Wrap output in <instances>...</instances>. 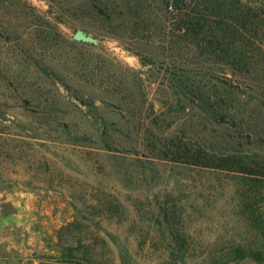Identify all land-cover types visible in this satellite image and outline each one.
<instances>
[{
  "label": "rangeland",
  "instance_id": "374dc122",
  "mask_svg": "<svg viewBox=\"0 0 264 264\" xmlns=\"http://www.w3.org/2000/svg\"><path fill=\"white\" fill-rule=\"evenodd\" d=\"M190 1L0 0V264H264V0Z\"/></svg>",
  "mask_w": 264,
  "mask_h": 264
},
{
  "label": "trees",
  "instance_id": "16d2710c",
  "mask_svg": "<svg viewBox=\"0 0 264 264\" xmlns=\"http://www.w3.org/2000/svg\"><path fill=\"white\" fill-rule=\"evenodd\" d=\"M171 1H172V5H170L169 8L173 9L172 18L175 19V21L178 23L177 30H180L181 27H184L187 30L188 34L190 33V35H193L194 37L198 35V32H199L198 29H201L200 24L202 22L204 23L208 21L209 18L210 20L214 18L216 19L215 21H219V22L222 21V23H223V20L227 19L226 17H218L219 13H213V12H210V15H208V18H207V16H204L195 11V7L192 6V4L190 3L191 2L190 0H171ZM211 2L214 3L213 1ZM213 23H216V22H213ZM217 24L219 23L217 22ZM232 29L231 28H227V29L221 28L220 34H222L224 37L227 36L228 40H231V39L234 40V38H236L238 35V31L234 29L232 30ZM221 44L217 46L220 47L222 46ZM216 93L218 92L215 91V93H213L210 90H208L207 94L205 95L203 89L198 88V96L200 97L199 99L200 107L199 108L201 112L207 115L210 119L215 120V122L219 124L221 123L222 120H225L226 117H229L227 115V112H229V110L232 107L229 104V98L224 96V94L226 93L225 91H222L219 94H216ZM229 95H230V98L233 97V95L231 94ZM223 111L224 113H222ZM208 167L213 168L216 171L225 170V171H230V172H234L238 174H243L241 176L242 178L249 177L248 182L250 185L246 188V190L250 194L246 195V198L243 201L245 203H242L239 206L240 208H244L246 210L248 209L249 211H242V212L240 211L241 213H237V215L238 217H240L239 220L245 222L246 224L251 225L252 228L257 230L256 233L260 237H262V239H264V218H262L264 217V214L258 213V210H257L258 208L256 207L257 201L254 199L255 196L252 195L254 191L253 188H255V185L257 183L264 185V173H258V172L248 173V172H244L240 170L224 168L218 164H216L215 166H208ZM260 248L261 250H258V251H247V250H244L242 247H237L235 248L234 252L239 257L251 258L259 262H264V245H261ZM119 250H120V253H123V249H119Z\"/></svg>",
  "mask_w": 264,
  "mask_h": 264
},
{
  "label": "water",
  "instance_id": "95a60500",
  "mask_svg": "<svg viewBox=\"0 0 264 264\" xmlns=\"http://www.w3.org/2000/svg\"><path fill=\"white\" fill-rule=\"evenodd\" d=\"M73 39L76 40V41H80V42H83V43H89V44L95 42L92 37L87 35L82 30H76L75 33L73 34Z\"/></svg>",
  "mask_w": 264,
  "mask_h": 264
}]
</instances>
